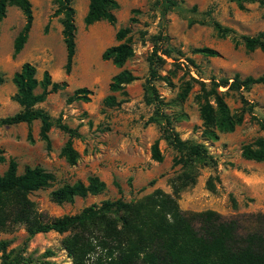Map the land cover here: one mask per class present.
<instances>
[{
  "label": "rangeland",
  "instance_id": "374dc122",
  "mask_svg": "<svg viewBox=\"0 0 264 264\" xmlns=\"http://www.w3.org/2000/svg\"><path fill=\"white\" fill-rule=\"evenodd\" d=\"M115 21L104 20L85 26L82 17L88 0H72L74 54L70 69L64 72V45L61 40L60 16L54 13V0H29L32 21L27 38L18 53L12 56V42L23 25L21 11L14 5L6 8L0 21V118L19 109L12 100L14 85L11 75L19 65L28 61L35 67V77L41 78L46 70L53 81H65L66 86L46 95L36 106L43 109L52 120H59L75 129L72 138L77 152L74 163L60 155L66 134L52 126L48 131L50 147L47 149L38 137L37 120L29 125L16 123L0 126V174L8 158L16 162L17 172L25 165H39L52 173L53 180L46 187L29 194L38 211L52 218L74 214L81 208L99 203L103 199H136L158 187L170 192L168 178L179 171L172 165L176 151L158 139L162 159H150L149 146L159 136L160 122H146L152 115L153 104L143 102L149 81L160 100L159 111L168 117L170 125L181 139L201 143L212 160L197 168L193 185L180 191L177 203L181 210L199 211L212 209L222 216L237 217L242 231L251 227L246 214L264 211V161L256 162L240 156L242 144L262 135L256 118L264 117V87L253 84L248 89L226 90L224 100L231 113L242 111L241 122L231 131H215L208 137L199 117L197 95L200 82L210 78L255 77L264 73V52L243 47L241 36H253L264 29V6L257 1L244 2L243 8L229 0H177L185 9L195 6L193 12H168L163 19L152 7V0H116ZM264 1V0H263ZM196 22L188 24V19ZM217 22L231 31L219 36L213 26ZM129 27L124 39L132 48V55L121 67L100 58V53L115 44L114 33L119 27ZM159 33L168 37L169 56L157 52V73L162 78L148 77L147 59L154 45H161ZM210 47L217 55L194 52L197 47ZM120 69L128 70L134 79L124 85V92H113L118 101L114 106L102 104L110 94L108 84ZM188 84L184 97L179 93ZM78 87L91 93L88 101L66 97ZM224 91L225 87H219ZM36 91H39L37 88ZM30 129L31 138H27ZM96 175L104 182V189L97 194L74 196L70 201L55 202L51 191L64 183L75 180L85 182L88 175ZM210 178L213 190L206 186ZM231 198L235 205H232ZM64 233L54 231L36 233L26 239L21 226L10 232H0V240H7V248L24 241V254L38 264H70L60 241ZM49 254H43L44 251ZM34 264V263H30Z\"/></svg>",
  "mask_w": 264,
  "mask_h": 264
},
{
  "label": "trees",
  "instance_id": "16d2710c",
  "mask_svg": "<svg viewBox=\"0 0 264 264\" xmlns=\"http://www.w3.org/2000/svg\"><path fill=\"white\" fill-rule=\"evenodd\" d=\"M239 8L244 2L257 1L264 6L263 0H229ZM14 5L22 13L24 22L12 42V56L20 51L31 26L32 13L29 0H0V21L7 6ZM54 13L60 16L61 40L65 50L64 72L70 69L74 54L75 26L72 0H54ZM116 0H88L87 9L82 17L85 26L104 20L114 23ZM152 7L163 19L168 12L195 10V6L185 9L177 0H152ZM196 22L188 19V24ZM219 36L227 35L231 30L213 22ZM129 27H119L115 33V44L109 45L100 53V58L110 60L116 67H121L132 55V48L125 35ZM161 45H154L147 59L148 77L162 78L157 73V60L163 59L157 52L169 56L168 37L159 33L156 37ZM243 47L248 50L259 49L264 52V29L253 36H241ZM194 52L214 56L217 51L210 47H197ZM134 79L126 69H120L110 79L107 94L102 98L105 106L118 104L113 92H124V85ZM14 85V100L19 109L11 115L0 118V126L16 123L29 125L37 120L38 137L48 149L50 140L48 131L52 126L66 134L60 148V155L72 164L77 152L72 146V138L78 136L75 129L68 127L51 117L37 103L43 101L47 94L56 92L66 86L65 81H53L44 70L41 78L35 77V67L24 61L11 75ZM3 77L0 73V83ZM253 84L264 87V73L255 77L240 78L234 74L228 78L213 79L208 83L200 82L201 93L197 95L199 117L203 131L208 137H216L215 131H231L241 122L243 113H231L224 100L226 90L248 89ZM225 87V90H219ZM39 91H36V89ZM189 90L188 84L179 93L184 97ZM91 91L86 87L75 88L66 97V102L73 100L88 101ZM145 104H153L152 115L146 122H160L159 136L149 146L150 159L159 162L162 159L158 148V139L166 141L177 153L172 165H179V171L168 178L170 192L155 187L150 192L136 199H103L99 203L89 204L74 214H64L47 218L36 208L29 194L46 187L53 180L52 173L39 165H25L17 172L16 162L8 158L6 168L0 174V232H10L21 226L26 239L36 233L54 231L64 233L60 244L70 260V264H264V211L247 213L251 227L242 231L237 217L226 218L215 210L199 211L181 210L177 198L183 189L191 186L197 176V168L211 162L212 157L201 143L181 139L170 125L168 117L159 111L157 93L148 83L143 94ZM262 135L244 143L240 147V156L256 162L264 161V117L256 118ZM27 138H31L30 129ZM2 158H0V161ZM104 182L96 175H88L85 182L75 180L64 183L51 191L55 202L70 201L74 196L97 194L104 189ZM206 186L213 190L210 178ZM232 205L234 200L231 198ZM8 241L0 240V264H38L39 262L24 254V241L7 248ZM46 250L43 254H49Z\"/></svg>",
  "mask_w": 264,
  "mask_h": 264
}]
</instances>
